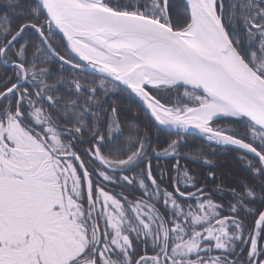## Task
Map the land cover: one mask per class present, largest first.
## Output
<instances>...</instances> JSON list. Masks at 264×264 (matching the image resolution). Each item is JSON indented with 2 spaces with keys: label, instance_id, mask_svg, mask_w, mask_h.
Listing matches in <instances>:
<instances>
[{
  "label": "snow or ice",
  "instance_id": "snow-or-ice-1",
  "mask_svg": "<svg viewBox=\"0 0 264 264\" xmlns=\"http://www.w3.org/2000/svg\"><path fill=\"white\" fill-rule=\"evenodd\" d=\"M4 7L0 264H264V0Z\"/></svg>",
  "mask_w": 264,
  "mask_h": 264
},
{
  "label": "trees",
  "instance_id": "trees-1",
  "mask_svg": "<svg viewBox=\"0 0 264 264\" xmlns=\"http://www.w3.org/2000/svg\"><path fill=\"white\" fill-rule=\"evenodd\" d=\"M21 2H23V0H21ZM5 4H6V0H0V14H2L5 11V7H4ZM13 20L14 21L19 20V16L13 17ZM60 39L62 40L61 37H60ZM126 95L127 94L117 93L113 96V101L116 102L117 104H120L125 109V112L123 114L126 117H131L135 114L137 109L135 108V106H133V110L131 112L127 111L128 100L125 98ZM140 115L142 116L143 113H140ZM137 123L140 124L141 126H143L145 121L140 120V121H137ZM168 139H169V136H168V133H166V132L160 133V134H156L155 132H153V144L154 145L156 143H159L161 148L166 147L167 146L166 141ZM187 141H188V143L184 146V149L188 155H191L193 152H195L197 150V147L201 144V139L197 136L188 135ZM152 163L154 166V171H156L157 175H159L160 170L155 168L157 161L155 159H153ZM159 163L163 168L166 169L169 165L174 163V160H172V159H168V160L160 159ZM180 163L186 164L188 166V168L192 169L197 174H199L201 171H204V172L207 171V168L204 167L198 161L192 162V161H189L186 159H181ZM220 167L227 172L235 171L237 169V165H236V161L233 158V155L228 154V153H221ZM165 180H167V176H165Z\"/></svg>",
  "mask_w": 264,
  "mask_h": 264
},
{
  "label": "water",
  "instance_id": "water-1",
  "mask_svg": "<svg viewBox=\"0 0 264 264\" xmlns=\"http://www.w3.org/2000/svg\"><path fill=\"white\" fill-rule=\"evenodd\" d=\"M61 38H62V40H63V42L66 44L67 42H66V40H64L63 39V37H62V34H58ZM199 137V136H198ZM161 159L162 160H168V159H172V158H164V157H161ZM186 160H188V159H186ZM189 161H192V162H197V161H195V160H189Z\"/></svg>",
  "mask_w": 264,
  "mask_h": 264
}]
</instances>
